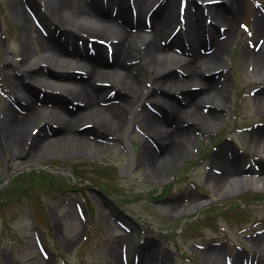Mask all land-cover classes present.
<instances>
[{"label":"rangeland","instance_id":"1","mask_svg":"<svg viewBox=\"0 0 264 264\" xmlns=\"http://www.w3.org/2000/svg\"><path fill=\"white\" fill-rule=\"evenodd\" d=\"M11 1L0 0V111L10 97L4 81L8 76L31 97L39 96L38 107L44 112L25 127L23 149L7 147L0 133V264H137L147 256L151 264H264V179L244 180L264 177V149L257 137L264 135V108L257 100L264 94V78H256L244 58L246 50L260 46L252 21L258 13L264 22V0H240L237 33L222 56L224 68L204 74L208 81L221 80L218 91L226 97L221 110L212 107L218 92L199 106L214 114L210 132L203 133L195 124L189 137L176 140L181 150L171 155L170 148L156 143L144 128L146 111L161 116L156 101L144 100L151 91L158 92L146 58L131 68L139 80L135 89L141 99L123 105L124 128L109 134L101 145L88 140L78 144L74 137L84 134L80 129L89 122L78 121L68 133L59 122L62 116L50 107L62 106L77 114L81 105L68 96V86L61 84L85 81L87 74L70 59L40 61L34 43L30 44L36 53L32 64L40 62L37 71L48 77V83L33 81L9 65L7 59L16 61L23 51L21 18ZM220 2L176 0L173 34L194 11L202 16L206 4L219 6ZM24 8L39 32L51 28L43 12H36L27 2ZM172 38L169 31L159 43L168 56L164 55L167 59L158 70L163 68V77L169 79L182 75V66L172 57L178 54H171L181 49ZM78 44L83 43L78 40ZM203 44L200 52H210V46ZM73 55V60L81 58ZM106 61L114 62L112 57ZM109 77L101 83L115 84L116 75ZM186 88V98L188 93L199 96L197 86ZM107 94L102 95L103 104ZM162 98L172 100L168 95ZM176 106L185 107L182 100ZM169 124L178 131L190 126L185 120ZM225 146L228 160L235 159L241 168L236 176L243 180L214 186L209 179L212 158ZM40 150L46 152L39 154ZM144 154L153 158L156 173L143 163ZM31 159L36 160L23 165ZM35 171L53 176L45 177L46 181L36 178L32 187L28 177ZM15 184L17 188L12 189Z\"/></svg>","mask_w":264,"mask_h":264},{"label":"bare ground","instance_id":"2","mask_svg":"<svg viewBox=\"0 0 264 264\" xmlns=\"http://www.w3.org/2000/svg\"><path fill=\"white\" fill-rule=\"evenodd\" d=\"M24 2L36 12H43L45 17L51 20V28H44V33L39 32L26 14ZM11 5L16 8L21 18L23 51L18 60L15 61L13 57L7 59L9 65L22 74L24 72L29 78L33 77V81L48 83V77L37 71V64L40 62L32 64L36 53L30 44L34 43L42 57L40 61L45 63L47 58H50L51 62H55V59H68L69 62L72 60L79 63V67L87 74L85 81L75 79L61 84L68 86V96L81 105L77 114L64 111L62 106L50 107L51 111L62 116L61 120H58L67 128L68 133L73 131L78 121L86 119V122H89L88 127L80 129L84 134L74 137L80 145L87 142L86 140L95 146L101 145L109 134L119 133L124 128L127 119L122 112L123 105L127 106L134 101L137 103V100L141 99V93L135 89L139 80L132 74L131 68L142 58H146L152 85L158 90L151 91L144 100L154 103L156 101L157 110L161 112L159 117L146 111L144 128L156 143L170 148L169 155L171 151L181 150L176 140L179 137H189L195 124L199 125L203 133L210 132L216 120L213 113L199 109L202 103L211 100L212 95L218 92L217 98L213 100V109L221 110L225 105L226 97L218 91L221 80L208 81L204 74L207 71L222 72L224 68L222 56L231 38L237 33L236 20L241 11L240 0H221L219 6L206 4L205 14L199 16L194 11L174 34L173 26L177 20L173 19V11H176V0H12ZM176 13L178 14V10ZM258 16L256 13L252 24L260 46L258 50H246L244 58L252 66L254 76L261 79L264 78V22H261ZM133 27L136 29L132 30ZM169 31L173 37L171 40L181 49V52L174 50L171 54H178L172 57L180 67L182 66V78H164L161 73L163 68L158 70L161 61L167 59L164 55L168 56L167 51L159 46L160 39ZM31 35H35L36 41H33ZM78 40L83 44L79 46ZM204 42L210 46L208 53L200 52L199 47L204 45ZM83 52L86 54L82 55ZM75 53L81 58L73 60ZM103 57H106V60L107 57H112L114 62L110 63ZM111 75H116L115 84L106 86L101 83L109 80ZM4 81L10 97L0 111V133L4 135L3 141L7 147L13 150L23 149L25 127L33 123L44 110L38 107L37 95L31 97L23 86V89L19 88L8 76ZM191 85L198 87L199 96L188 93L186 98V87ZM173 92L176 95H173ZM103 94L108 95V101L104 104ZM164 95L171 96L172 100H164ZM180 100L184 108L176 106ZM257 100L258 105L264 108V94L258 95ZM19 107L27 112L22 113ZM90 117L97 121L91 120ZM184 120L190 126L182 131L168 126L170 122L178 125ZM257 137L260 138L259 146L264 149V135ZM226 150V146L222 147L212 158L214 167L209 179L214 186L226 187L243 180L236 176L241 172V168L235 159L228 160ZM44 152L46 151L40 150L39 154ZM145 154L141 156L143 163L147 165L150 173H156L153 158ZM34 160L36 159L26 160L23 165L26 166ZM262 179L264 177L244 180L260 182ZM238 260L239 258H236V262ZM137 264H151L150 256L140 257Z\"/></svg>","mask_w":264,"mask_h":264},{"label":"trees","instance_id":"3","mask_svg":"<svg viewBox=\"0 0 264 264\" xmlns=\"http://www.w3.org/2000/svg\"><path fill=\"white\" fill-rule=\"evenodd\" d=\"M53 176V174H51V173H48V172H43L42 174H38L36 171L35 172H33V173H29V177H28V185H30V186H32L33 187V183H35V182H37V179L36 178H43V181H46V179H45V177H52ZM42 181V180H41ZM17 188V185L15 184L13 187H12V189H16ZM7 189H10L11 190V188H7ZM23 189V191H27V188L26 187H24V188H22ZM26 189V190H25Z\"/></svg>","mask_w":264,"mask_h":264}]
</instances>
